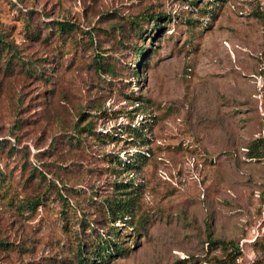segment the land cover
<instances>
[{
    "label": "rangeland",
    "instance_id": "rangeland-1",
    "mask_svg": "<svg viewBox=\"0 0 264 264\" xmlns=\"http://www.w3.org/2000/svg\"><path fill=\"white\" fill-rule=\"evenodd\" d=\"M9 1L7 39L45 67L27 76L0 59V139L15 148L0 149V264H75L92 218L122 248L96 264H264V147L247 155L264 140V0H13L35 11L28 34ZM77 117L89 133L65 138ZM112 181L131 209L107 223Z\"/></svg>",
    "mask_w": 264,
    "mask_h": 264
},
{
    "label": "trees",
    "instance_id": "trees-1",
    "mask_svg": "<svg viewBox=\"0 0 264 264\" xmlns=\"http://www.w3.org/2000/svg\"><path fill=\"white\" fill-rule=\"evenodd\" d=\"M13 1V0H12ZM12 1H9L12 6H14L15 9H17L18 13H21L23 18L25 19V31L29 33H33V26H31L30 22V15L34 14L35 11L32 9L27 10H19V5L13 3ZM20 0H15V2H19ZM21 3V1H20ZM147 16L152 19V21L155 22V19L159 16V14H152L147 13ZM49 21V20H48ZM45 25V28L51 29L53 28L55 31V34L58 36L67 34L69 30H72L73 24L70 23L67 20H53L51 19L49 22H43ZM134 26L137 27L138 31L141 32V29L139 28V24L134 21ZM136 29V28H135ZM7 33L4 27H1L0 25V59L2 58V68L4 71L9 72V69H11L12 65L17 64L23 67L24 73H26L27 76H34L40 77L42 75L43 71V58H37L34 60H24L21 55L18 52L17 45L13 43L12 41L7 39ZM136 57L140 58L143 57V48L141 46L134 47L133 49ZM93 63L95 68L98 70H102L105 73H110L111 77L114 76V65L111 63L104 62L101 64V62L98 59H93ZM139 64V63H138ZM143 63L140 61V65ZM137 74V73H136ZM111 81V80H110ZM83 114V110L77 111V116L80 117ZM78 117L72 122L69 126V129L67 132H64L63 135H65V138L72 139L79 141L81 139L78 137V134H80V131H85L86 133H89L88 125H84L79 127L77 125ZM64 137V136H63ZM259 142L262 147H264V140L261 138H258L257 140H254L252 144L247 148V155L249 158L252 157H259L261 154L258 153L255 149L256 142ZM7 144V150H14V146L10 144L9 140L1 138L0 139V149L4 147V145ZM25 159V158H24ZM25 162V161H24ZM23 162V163H24ZM135 162V158L131 160V162H124L122 163V166L128 169L132 168ZM36 170L32 169L30 171V174H34ZM38 173V172H37ZM45 176L43 174H39L37 177V182L46 183L47 186H54V183L50 180H47L45 182ZM113 188L110 191V195H107L103 198H101L99 201L102 205L101 212L103 213L106 222L112 223L115 221V219L118 220H126L123 219L125 216L130 215V209L131 204L129 203V198L122 197L121 194H126L131 191V189L125 190L127 186H125L127 183L125 182H111ZM6 186V174L0 167V194L4 192ZM59 198H62V196L59 195ZM37 198L35 199H25V202L23 205H25L26 208H33ZM22 206V205H21ZM93 221L94 219H87L83 221L86 224L87 231H83L82 236H77L78 241L75 246V254H74V263L75 264H96L97 261H105L108 256L111 255V253L116 255L122 254V248L119 246V243L114 240L113 236L115 237L117 231L115 230V227L111 224L106 229L101 230H94L93 228ZM123 222V221H122ZM221 244H225L224 242H219ZM11 244L9 242L0 240V249H6ZM236 253H239L237 248H233Z\"/></svg>",
    "mask_w": 264,
    "mask_h": 264
}]
</instances>
